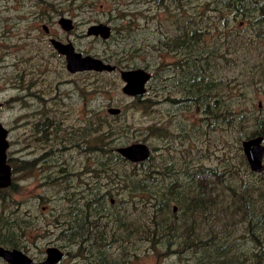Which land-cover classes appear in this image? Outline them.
Here are the masks:
<instances>
[{
  "label": "rangeland",
  "instance_id": "374dc122",
  "mask_svg": "<svg viewBox=\"0 0 264 264\" xmlns=\"http://www.w3.org/2000/svg\"><path fill=\"white\" fill-rule=\"evenodd\" d=\"M52 41L112 71L69 73ZM134 69L149 75L135 98L121 79ZM0 104V247L264 264V154L258 173L243 150L258 136L264 150V0H0ZM135 144L143 161L119 151Z\"/></svg>",
  "mask_w": 264,
  "mask_h": 264
},
{
  "label": "water",
  "instance_id": "95a60500",
  "mask_svg": "<svg viewBox=\"0 0 264 264\" xmlns=\"http://www.w3.org/2000/svg\"><path fill=\"white\" fill-rule=\"evenodd\" d=\"M63 29H71V21L62 18L58 21ZM88 35H100L102 38L109 36V28L106 26H92L89 28ZM56 51L65 56L67 62V69L69 73H78L85 71L104 72L112 71V68L105 65L102 61L91 58L89 56L83 57L81 54L76 53L70 44L63 45L59 42L52 41ZM121 79L124 84L123 93L126 96L138 97L144 93V85L149 79V75L142 70H126L121 72ZM109 113L117 114L118 110L109 109ZM7 131L0 123V188L4 189L11 183V170L10 166L6 164V150ZM262 137L258 136L243 142V150L247 157L249 166L253 172L262 171V157L264 154L263 147L261 146ZM120 153L127 159L133 162L143 161L148 156V150L145 146L140 144L131 145L129 147L119 150ZM64 258V254L55 247L47 248L45 251V258L40 262L33 261L23 252L17 249H7L0 247V259L8 264H59Z\"/></svg>",
  "mask_w": 264,
  "mask_h": 264
},
{
  "label": "flooded vegetation",
  "instance_id": "af4514ba",
  "mask_svg": "<svg viewBox=\"0 0 264 264\" xmlns=\"http://www.w3.org/2000/svg\"><path fill=\"white\" fill-rule=\"evenodd\" d=\"M58 24H59V23H58ZM59 26L62 27V25H60V24H59ZM62 28H63V27H62ZM43 30H45V32H47V33H48V31H49L48 28H47L46 26H43ZM105 39H106V38H105ZM85 72H88V71H85ZM143 94H144V93H143ZM143 94H142V95H143ZM142 95H140V96H142ZM133 98H134V97H133ZM1 108H2V105L0 104V110H1ZM0 123H1V122H0ZM1 125H2V123H1ZM2 126H3V125H2ZM4 129H5V128H4ZM5 130H6V129H5ZM6 131H7V130H6ZM7 135H8V132H7ZM6 140H7V138H6ZM59 250L64 254V258H65V257L67 256V253L64 251L63 248H59ZM64 258H63V259H64ZM63 259H62V260H63ZM62 260H61V261H62ZM61 261H60V262H61Z\"/></svg>",
  "mask_w": 264,
  "mask_h": 264
},
{
  "label": "trees",
  "instance_id": "16d2710c",
  "mask_svg": "<svg viewBox=\"0 0 264 264\" xmlns=\"http://www.w3.org/2000/svg\"><path fill=\"white\" fill-rule=\"evenodd\" d=\"M6 248H16L17 246L14 245V241H11L10 238L9 240L7 239L4 243Z\"/></svg>",
  "mask_w": 264,
  "mask_h": 264
},
{
  "label": "bare ground",
  "instance_id": "6f19581e",
  "mask_svg": "<svg viewBox=\"0 0 264 264\" xmlns=\"http://www.w3.org/2000/svg\"><path fill=\"white\" fill-rule=\"evenodd\" d=\"M262 144V143H261Z\"/></svg>",
  "mask_w": 264,
  "mask_h": 264
}]
</instances>
